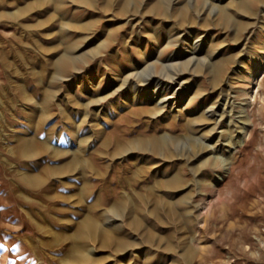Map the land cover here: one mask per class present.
Masks as SVG:
<instances>
[{
    "label": "rangeland",
    "instance_id": "1",
    "mask_svg": "<svg viewBox=\"0 0 264 264\" xmlns=\"http://www.w3.org/2000/svg\"><path fill=\"white\" fill-rule=\"evenodd\" d=\"M0 264H264V0H0Z\"/></svg>",
    "mask_w": 264,
    "mask_h": 264
},
{
    "label": "bare ground",
    "instance_id": "2",
    "mask_svg": "<svg viewBox=\"0 0 264 264\" xmlns=\"http://www.w3.org/2000/svg\"><path fill=\"white\" fill-rule=\"evenodd\" d=\"M151 13V12H150ZM190 22V21H189ZM108 41V40H107ZM199 44H195L194 45V49H195V47H197ZM195 58V56H192V57H190V60L188 61V63H190V62H192L193 61V59ZM175 60V58L174 59H171L170 61L171 62H169V63H167V64H165V68L167 69V71H170L171 69H174V67H173V65H175V64H177V62H175L174 61ZM195 60V59H194ZM176 73V72H175ZM174 73V74H175ZM153 75L152 74H150V75H148L147 76V80H149V78L150 79H152L153 77H152ZM169 78H170V76H169ZM173 78V77H172ZM164 80V79H163ZM163 80L161 79H159L158 81H157V83H156V85H160L159 86V89L156 91V88L153 90V91H151V93L148 95V100L149 101H151V102H153L155 105L154 106H156V111H155V113H153L155 116H158L159 115V113L163 110V108H165L166 107V105L169 103V101L172 99V98H176L177 97V95H179L180 94V92L179 91H181V89H182V86H181V84H179V87L177 88V90H176V88L174 89V87H173V82H171L169 85H165L164 83H163ZM165 80H167V79H165ZM174 80V79H173ZM162 88H164V89H168V88H171V90L173 91V93L171 94V96L169 95V96H165V97H161V96H159L160 95V89H162ZM180 96V95H179ZM101 103V102H100ZM246 104V103H245ZM243 111V110H242ZM241 111V112H242ZM245 112V111H244ZM247 112V111H246ZM207 114L209 115V116H212L213 115V110L212 109H209L208 111H207ZM240 117V116H239ZM70 118V117H69ZM237 119V118H236ZM244 124V123H243ZM168 125H169V123H168ZM153 137V136H152ZM155 137V136H154ZM157 138V137H156ZM155 139V138H154ZM152 141V140H151ZM153 143H154V141H152ZM155 142H156V139H155ZM105 143V142H104ZM122 143V142H121ZM124 143H126V142H124ZM116 147V146H115ZM123 147V146H122ZM123 148H125V147H123ZM77 158V157H76Z\"/></svg>",
    "mask_w": 264,
    "mask_h": 264
}]
</instances>
